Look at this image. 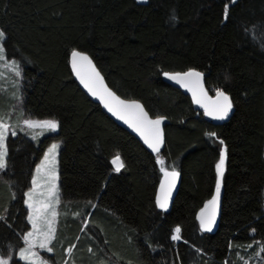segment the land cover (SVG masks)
<instances>
[{"label": "trees", "instance_id": "16d2710c", "mask_svg": "<svg viewBox=\"0 0 264 264\" xmlns=\"http://www.w3.org/2000/svg\"><path fill=\"white\" fill-rule=\"evenodd\" d=\"M0 31L6 59L20 69L19 87H0V116L58 122L39 141L11 122L0 173V259L24 264L25 196L56 141L60 204L52 251L43 254L48 264H264V0H0ZM74 49L90 56L119 97L167 121L158 155L179 173L167 210L156 204L158 155L78 88L69 69ZM189 70L205 76L208 94L230 97L228 121L210 124L163 81ZM221 149L220 216L208 234L198 216L216 191Z\"/></svg>", "mask_w": 264, "mask_h": 264}, {"label": "snow or ice", "instance_id": "6c2138e0", "mask_svg": "<svg viewBox=\"0 0 264 264\" xmlns=\"http://www.w3.org/2000/svg\"><path fill=\"white\" fill-rule=\"evenodd\" d=\"M227 16L228 6L226 5L225 18H227ZM173 19H175V17H173ZM5 35L6 34L3 31H0V61H5L7 64L5 48L2 43L5 39ZM12 66L17 67L15 61L12 62ZM71 66L81 84H83L93 96L98 97L109 112L129 124L130 127L137 131L144 139L145 144H147L154 153L160 152L161 145L163 144V133L161 129V123L164 119L163 117L151 119L149 114L144 110L143 106L139 102L135 100H122L111 92L104 85L102 76L97 71L88 55L75 49L72 50ZM17 75H19V71H17ZM165 75H168L169 79H173L182 86L187 87L188 90L192 92L194 101L204 108L205 115L212 116L214 119L218 120H222L227 117L233 106L230 97L220 89L216 90L215 99L208 97L207 93L203 89L202 73L196 70H189L187 72L176 73L173 75L166 73ZM23 123L28 128L39 127L50 131H56L58 128V122L55 120L35 121L25 119ZM12 135H15V132H13ZM208 135L210 137H214L215 133H208ZM7 136L8 127L5 123H3V117L0 116V169H4L6 167L5 158L7 156ZM220 143L222 144L223 141ZM57 148L58 145L53 144L49 148L48 153L45 154V159L41 162V165L37 166V173H46V183L50 185L46 198L34 202L33 198L38 186L37 178L35 176L32 181L33 189L26 193L28 199L25 200V203L30 209L28 218L32 224V231L27 233L24 237L28 246L27 248L21 250L20 258L25 260L27 264H47V261L41 258L37 252L32 250L33 248L39 247L40 249H44L49 252L52 251L50 245L55 239L57 231L56 224L57 217L59 215L57 206L60 204L59 187L57 184L58 176L55 168V152ZM225 159L226 152L224 149H221L219 153V160L215 165V195H213L212 198L205 203L204 207L201 209L200 215L198 216L202 231H211L212 225L215 222L222 177L224 175ZM156 162L161 165L160 171L164 175V179L160 183V189L156 196V203L158 207L167 209L168 200L171 196L172 189L175 187L176 178L179 176V173L174 168L171 171L165 168L164 160L160 158L159 155L157 156ZM111 163L117 172L124 167V163L119 154H116V156L113 157ZM180 232L181 229L177 226L174 229V234L172 235V239L174 241L180 239ZM74 247V245L69 247L67 252L70 254ZM249 247H251V245H249ZM89 251H91V249ZM261 251H264V247H262ZM0 264H9V261L7 259H0Z\"/></svg>", "mask_w": 264, "mask_h": 264}, {"label": "water", "instance_id": "95a60500", "mask_svg": "<svg viewBox=\"0 0 264 264\" xmlns=\"http://www.w3.org/2000/svg\"><path fill=\"white\" fill-rule=\"evenodd\" d=\"M83 53V52H82ZM86 54V53H84ZM87 55V54H86ZM90 58V56H89ZM91 59V58H90ZM92 60V59H91ZM93 62V61H92ZM93 65L95 66L94 62H93ZM96 68V66H95ZM69 69H70V73H71V76L73 78V80L75 81V83L77 84L78 88L85 94L86 97H88V99L97 104L101 110L103 111V113L108 116L117 126H119L122 130H124L125 132H127L128 134H130L132 137H134L141 145L142 147L147 151L149 152L151 155L153 156H156L158 154H160V152L162 151L163 149V146H164V126L166 125L167 121L165 119H163L162 123H161V129H162V133H163V144L161 145V148H160V152L159 153H154L152 151L151 148L148 147L147 144H145L144 142V139L141 137V135L135 131L132 127L129 126V124L125 123L123 120L119 119L117 116L113 115L111 112L108 111V109L104 106V104L101 102V100L98 98V97H95L93 96L85 87L83 84H81L80 80L77 78L76 74L73 72L72 70V66H71V53L69 55ZM97 69V68H96ZM97 71L99 72V70L97 69ZM187 72V71H186ZM100 73V72H99ZM183 73V72H182ZM169 75H173V74H176V73H167ZM101 75V74H100ZM102 76V75H101ZM103 78V76H102ZM205 76L202 74V85H203V89L204 91L207 93V96L212 98V99H215L216 98V94L215 95H210L208 94L206 88H205ZM163 81L170 87L174 88V89H177L179 91H181L182 93H184L192 102V105L194 107V109L199 112V113H202L205 120H207V122H209L210 124L214 125V126H217V125H221L223 123H225L226 121H228L231 113H232V108L231 110L229 111L228 115L226 118L222 119V120H218V119H214L212 116H208V115H205V110L203 107H201L200 104L196 103L193 99V94L191 91L188 90L187 87H184L182 86L180 83H177L175 80L173 79H169V76L168 75H164L163 76ZM103 82H104V85L111 91L113 92L106 84L104 78H103ZM116 96H118L115 92H113ZM119 97V96H118ZM120 99L122 100H126V99H123L121 97H119ZM126 101H132V100H126ZM138 102V101H137ZM145 110V109H144ZM150 117V116H149ZM151 119H156V118H152L150 117ZM164 179V175L162 173V178H161V181ZM160 181V183H161ZM178 183H179V176L176 178V183H175V187L172 189V192H171V196L169 197V200H168V207L167 209L170 207V204H171V201L176 193V190H177V187H178ZM159 189H160V184H159V188H158V192H159ZM216 192V191H215ZM215 195V193H214ZM221 195H222V192L220 190V196H219V202H218V207H217V210H216V218H215V222L213 223L212 225V230L211 231H202L204 233H208V234H212L215 232L216 228H217V224H218V220H219V216H220V204H221ZM157 204V203H156ZM158 207V206H157ZM159 209L161 210H167V209H162L160 207H158ZM201 212V211H200ZM200 212H199V215H200ZM200 222V220H199ZM201 228V227H200Z\"/></svg>", "mask_w": 264, "mask_h": 264}, {"label": "rangeland", "instance_id": "374dc122", "mask_svg": "<svg viewBox=\"0 0 264 264\" xmlns=\"http://www.w3.org/2000/svg\"><path fill=\"white\" fill-rule=\"evenodd\" d=\"M138 1L141 2V1H145V0H138ZM6 61H7V64L5 63V61H0V87H3L4 84H10V87H16V86L19 87V81H18L20 79L19 66L17 65V67H13L12 66V62L13 61H9L7 59H6ZM17 71H19V75H17ZM24 120H21V122H20V121H18V119L16 120L15 118H12L11 116L10 117H6V118L3 117V123H5L7 125V127H8V136L12 135V133L14 132V128H12V123L11 122H17L18 125H20V128H22V132L24 134H26L27 136H29V138H31L34 141H39L43 137H46L48 135H53V134H55L57 132V130L56 131L44 130V129H41L39 127H37V128H28L26 125H24V123H23ZM31 120H33V119H31ZM35 121H44V120H35ZM6 140H7V138H6ZM53 144L58 145V148L56 149V152H55V156H56L55 168H56V174L58 176V154H59V150H60L59 142L51 141L47 145V147H46V149H45L40 161L38 162L37 166L41 165V162L45 159V154L48 153L49 148ZM37 166L35 167L34 174H33V177L35 176L37 178V185H38L37 188H36L35 196L33 198L34 202L38 201V200H41V199H45L46 196H47L48 188L50 187V185L46 183V180H47L46 173H44V172L37 173ZM4 169H0V173L2 171H4ZM215 171H216V168H215ZM224 171H225V166H224ZM33 177H32L30 189L28 190V192H30L33 189V183H32ZM57 184H58V187H59V177H58V180H57ZM59 196H60V193H59ZM27 199H28V197L25 196V200H27ZM24 204H25V207L27 209V213H28V217H29L30 209L28 208V206H27V204L25 202H24ZM58 206H57V208H58ZM28 217H27V220H28V224H29V231L27 233L32 231V224L29 221ZM27 233L24 235V237L27 235ZM24 237H23V247L21 248V250L27 248V246H28L26 241H25V239H24ZM21 250L18 253V258L24 264H27V262L25 260H22L20 258ZM32 250L37 252L40 255V257L43 258L44 260H45V258H44L43 254L49 253V251L44 250V249H40L39 247H35Z\"/></svg>", "mask_w": 264, "mask_h": 264}]
</instances>
